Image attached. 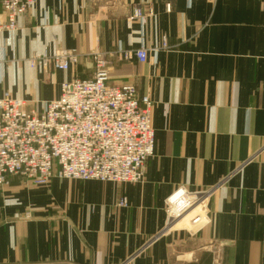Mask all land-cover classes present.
<instances>
[{"label": "crops", "instance_id": "0c3cea01", "mask_svg": "<svg viewBox=\"0 0 264 264\" xmlns=\"http://www.w3.org/2000/svg\"><path fill=\"white\" fill-rule=\"evenodd\" d=\"M136 8L152 13L143 26ZM17 25L0 42V97L58 99L104 54L111 84L154 103L155 153L140 184L10 178L0 264H264V0H40ZM64 49L82 56L76 68L30 66ZM180 189L209 196L207 226L168 227Z\"/></svg>", "mask_w": 264, "mask_h": 264}, {"label": "built area", "instance_id": "2783aa9c", "mask_svg": "<svg viewBox=\"0 0 264 264\" xmlns=\"http://www.w3.org/2000/svg\"><path fill=\"white\" fill-rule=\"evenodd\" d=\"M40 0H0L2 35L17 31V20ZM151 12L136 8L130 20L146 24ZM149 51L141 46L134 54L146 63ZM94 73L88 79L73 78L61 86L58 99L43 102L39 109L5 92L0 97V187L20 177L35 187L48 186L54 179L140 184L147 162L155 153L154 103L139 98L134 84L110 83V63L101 53L92 56ZM82 56L74 50L47 51L30 60L45 73L68 72ZM0 43V65L7 63ZM0 79L1 76H0ZM207 195L178 190L168 200L167 225L175 229L189 223L202 229L210 223ZM120 207L127 200H120ZM178 211L174 217L173 211ZM177 229V228H176ZM218 264V263H216Z\"/></svg>", "mask_w": 264, "mask_h": 264}, {"label": "rangeland", "instance_id": "374dc122", "mask_svg": "<svg viewBox=\"0 0 264 264\" xmlns=\"http://www.w3.org/2000/svg\"><path fill=\"white\" fill-rule=\"evenodd\" d=\"M129 18H130V16H129ZM53 72H55V71H52V72H49V73H46L45 75L47 76V77H50L52 74H53ZM110 72V71H109ZM23 101H25V100H23ZM25 102H27L28 103V107L29 108H36V109H39L40 108V106H41V104L43 103H41L40 104V102L39 101H25ZM178 214V211L176 210V211H173V213L171 212L170 213V216L171 217H174V216H176ZM188 227H190V224L189 223H185L184 225H180V226H178V227H176L177 229H181V230H189L190 228H188ZM175 228V229H176Z\"/></svg>", "mask_w": 264, "mask_h": 264}]
</instances>
